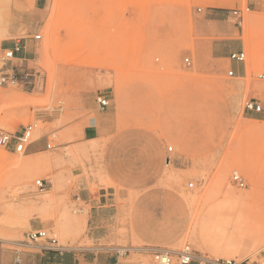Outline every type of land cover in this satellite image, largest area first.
I'll return each instance as SVG.
<instances>
[{
  "label": "rangeland",
  "instance_id": "374dc122",
  "mask_svg": "<svg viewBox=\"0 0 264 264\" xmlns=\"http://www.w3.org/2000/svg\"><path fill=\"white\" fill-rule=\"evenodd\" d=\"M21 39L41 79L0 86V129L34 126L23 154L0 146V264H32L42 245L118 264L159 250L178 264L185 245L191 264L264 263V0H0V55ZM103 97L106 133L84 142ZM67 217L84 224L64 233Z\"/></svg>",
  "mask_w": 264,
  "mask_h": 264
},
{
  "label": "built area",
  "instance_id": "2783aa9c",
  "mask_svg": "<svg viewBox=\"0 0 264 264\" xmlns=\"http://www.w3.org/2000/svg\"><path fill=\"white\" fill-rule=\"evenodd\" d=\"M245 11H249L248 7H245ZM232 18L235 19L236 24L241 25L243 11L241 9L231 10ZM34 40H40V35H35ZM26 43L24 39L18 40L10 46H5L0 55V86L16 85L24 86L27 88L34 87V82L37 83V79H41V73L35 69L29 67L28 63L30 59L19 56L22 51H24ZM229 61L236 63H243L245 60V55L243 52H234L230 53L228 56ZM12 60H18L19 64L16 66L8 65ZM184 63L188 66L189 60L185 59ZM228 77H233V71L227 73ZM258 80L264 82V65L261 73L257 76ZM98 103L101 109H104L108 106L109 101L103 97L98 99ZM245 110L249 112L260 113L261 107L252 101H248L245 104ZM34 131L33 125H27L18 133H9L0 129V146L10 149L14 153L23 154L28 146L31 144V137ZM171 148H168V151H171ZM232 180L239 187L244 186L243 180L237 175L232 176ZM35 187L37 190L43 192L47 187V183L43 180H37L35 182ZM26 240L28 243L37 244L39 240H45L49 245L55 244V239L48 237L47 233L43 230H31L26 234ZM40 251L53 250V247L40 246ZM154 262L156 264H172L171 254L167 251L159 250L153 253ZM193 261V252L192 249L185 245L178 254V264H191ZM11 264H23L22 257L19 252H15ZM227 264H232L227 262ZM233 264H243L233 263ZM264 264V263H262Z\"/></svg>",
  "mask_w": 264,
  "mask_h": 264
},
{
  "label": "crops",
  "instance_id": "0c3cea01",
  "mask_svg": "<svg viewBox=\"0 0 264 264\" xmlns=\"http://www.w3.org/2000/svg\"><path fill=\"white\" fill-rule=\"evenodd\" d=\"M31 50L26 44L21 56L30 54ZM109 101V100H108ZM109 104V103H108ZM104 109H96L92 116L88 118L87 125L84 127L81 139L84 142L97 140L103 133H106L108 112ZM32 264H118L114 258L102 255H94L88 258L86 254H76L59 250L44 251L32 257Z\"/></svg>",
  "mask_w": 264,
  "mask_h": 264
},
{
  "label": "bare ground",
  "instance_id": "6f19581e",
  "mask_svg": "<svg viewBox=\"0 0 264 264\" xmlns=\"http://www.w3.org/2000/svg\"><path fill=\"white\" fill-rule=\"evenodd\" d=\"M232 100H233V102H234V99L232 98ZM236 102H237V99L235 100ZM236 102H235V104H236ZM237 105H239V104H237ZM231 106H233V105H231ZM234 108H233V110L235 109V106H233ZM232 108V107H231ZM88 126V125H87ZM17 166L18 167H21V166H25V164L23 163V162H18V164H17ZM8 208H10V207H8ZM85 220V219H84ZM82 224H84V221H83V223H82V219H79V218H75V217H71V218H69V217H67L66 218V220H65V222H64V226H65V228L63 229V232L64 233H69V232H71L72 230H74V229H76L77 227H82ZM64 233H60V235H61V238H60V240H61V243L62 244H65V241H64V238H65V236H64ZM71 247V246H70ZM204 259V258H203Z\"/></svg>",
  "mask_w": 264,
  "mask_h": 264
}]
</instances>
